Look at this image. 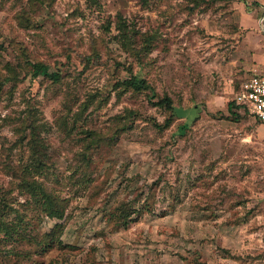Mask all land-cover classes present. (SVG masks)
<instances>
[{"label": "rangeland", "instance_id": "1", "mask_svg": "<svg viewBox=\"0 0 264 264\" xmlns=\"http://www.w3.org/2000/svg\"><path fill=\"white\" fill-rule=\"evenodd\" d=\"M263 32L264 0H0V264H264V128L230 108Z\"/></svg>", "mask_w": 264, "mask_h": 264}, {"label": "trees", "instance_id": "2", "mask_svg": "<svg viewBox=\"0 0 264 264\" xmlns=\"http://www.w3.org/2000/svg\"><path fill=\"white\" fill-rule=\"evenodd\" d=\"M33 67H35L36 69V71L34 72L36 74L40 72L46 74L47 72L45 65L33 64ZM127 83L130 85V87H132L135 90L149 89L153 91V88L150 85H148L145 81H143L142 79H139L138 77H134L130 79ZM156 105H163L169 109H174V107L172 106V101L168 97L157 101ZM232 105H236L242 108L240 105L237 104L235 100L232 103H230V108ZM168 123H169V120H167V123L165 125L167 126ZM33 136H36V135L34 133L32 134L31 139L28 142V146L30 147V151L38 154L39 147L42 144H40V139L33 138ZM42 167H45V165H41L39 173H42L44 171ZM26 170L29 171V173H32L31 170L28 169V167H26ZM16 185L18 186L19 189H21L25 193L31 194V199L36 200V203L39 205V210L44 212L46 216H49L51 218H57V219H62L64 217L65 208H63V206L60 204L59 198L57 196H53L51 192H49L45 188L44 183H42L39 180L34 179V180L19 181L18 183H16ZM2 216H5V215H2ZM1 220L2 219H0V225L9 226L5 224L7 223L6 221H1Z\"/></svg>", "mask_w": 264, "mask_h": 264}, {"label": "built area", "instance_id": "3", "mask_svg": "<svg viewBox=\"0 0 264 264\" xmlns=\"http://www.w3.org/2000/svg\"><path fill=\"white\" fill-rule=\"evenodd\" d=\"M234 100L258 122L264 124V66L255 69L240 84Z\"/></svg>", "mask_w": 264, "mask_h": 264}, {"label": "crops", "instance_id": "4", "mask_svg": "<svg viewBox=\"0 0 264 264\" xmlns=\"http://www.w3.org/2000/svg\"><path fill=\"white\" fill-rule=\"evenodd\" d=\"M257 2H259V0H256ZM264 33V32H263ZM259 52H261L260 50H259ZM262 55H261V53H259V57H261ZM260 59V58H259ZM262 60L260 59L259 60V62H261ZM264 66V65H263ZM256 120V119H255ZM257 121V120H256ZM264 128V124H262V123H260L259 122V132L262 130Z\"/></svg>", "mask_w": 264, "mask_h": 264}]
</instances>
